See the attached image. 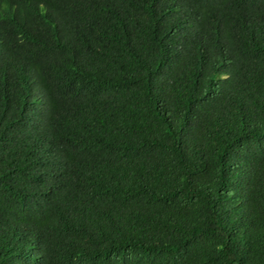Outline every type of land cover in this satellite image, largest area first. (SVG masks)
<instances>
[{"label": "trees", "instance_id": "1", "mask_svg": "<svg viewBox=\"0 0 264 264\" xmlns=\"http://www.w3.org/2000/svg\"><path fill=\"white\" fill-rule=\"evenodd\" d=\"M0 264H264V0H0Z\"/></svg>", "mask_w": 264, "mask_h": 264}]
</instances>
